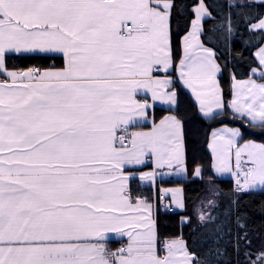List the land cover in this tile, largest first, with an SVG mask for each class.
Instances as JSON below:
<instances>
[{
	"label": "snow or ice",
	"instance_id": "1",
	"mask_svg": "<svg viewBox=\"0 0 264 264\" xmlns=\"http://www.w3.org/2000/svg\"><path fill=\"white\" fill-rule=\"evenodd\" d=\"M172 7L171 0H0L7 77L0 80V264H192L182 239L161 240L152 203L130 184L132 167L149 160L154 170L141 172V181L187 172L177 116L136 130L150 107L137 99L141 92L176 104L172 77L156 75L174 64ZM195 11L179 77L214 119L225 108L221 69L200 40L211 13L203 4ZM252 27L264 29V19ZM6 53L62 54L64 66L8 70ZM259 56L264 64V48ZM233 88V113L264 128V83ZM240 139L239 128L212 133L213 168L236 176L237 191L264 188V143ZM193 176L203 179L199 166ZM162 191L184 208L182 188ZM113 233L127 237L114 252L107 247ZM258 259L264 264V253Z\"/></svg>",
	"mask_w": 264,
	"mask_h": 264
},
{
	"label": "trees",
	"instance_id": "2",
	"mask_svg": "<svg viewBox=\"0 0 264 264\" xmlns=\"http://www.w3.org/2000/svg\"><path fill=\"white\" fill-rule=\"evenodd\" d=\"M204 2L211 16L203 23L202 41L213 49L221 66V85L226 109L214 119L200 113L191 96L175 83L179 95L177 116L183 122L187 152L186 180H168L165 186L183 189V211L159 213L158 227L161 240L178 238L185 241L193 264H262L258 256L264 253V191H237L231 179H218L212 171V156L208 149L210 133L222 125L239 127L243 140L264 143V128L251 125L234 115L228 106L232 97L233 82L247 80L259 64L255 52L264 44V29H254L264 19V1L253 0H176L172 12V47L174 65L182 56L181 40L189 31L194 19V8ZM242 3L245 7H229ZM232 32H227L228 24ZM9 68L28 69L60 67L62 58L43 56H8ZM156 109V119L168 113ZM199 166L203 179L193 176ZM208 177L212 178L211 185ZM213 186L217 200L207 207L203 220L194 210L196 202ZM131 187L139 195L150 197L152 188H142L137 181ZM184 219L188 221L185 222Z\"/></svg>",
	"mask_w": 264,
	"mask_h": 264
},
{
	"label": "crops",
	"instance_id": "3",
	"mask_svg": "<svg viewBox=\"0 0 264 264\" xmlns=\"http://www.w3.org/2000/svg\"><path fill=\"white\" fill-rule=\"evenodd\" d=\"M175 1L176 0H171L172 4H173V7H174V4H175ZM253 1H256V2H261V1H264V0H253ZM203 4V7L207 8L206 5L204 4L203 1H201L197 6H195V8L193 9L194 10V19L192 20L191 22V26L189 28V31L184 35L186 36L189 32L192 31V27H193V21L196 20V16H197V13H196V9L200 8L201 5ZM173 7H172V12H173ZM208 10V9H207ZM209 12V11H208ZM209 17H204L202 20H201V27H202V31L200 33V40L201 42L203 43L202 41V36H203V32H204V21L206 19H208ZM254 29H260V28H254ZM171 31H172V14H171ZM183 36V38H184ZM183 38L181 40V47H182V53H183ZM204 44V43H203ZM205 46V45H204ZM206 48H209L207 46H205ZM264 48V44L256 50L255 52V57H256V60L259 64L258 67H255L252 69L251 71V76L247 79V80H255L257 83H264V64H261L260 62V56H259V53H260V50ZM213 50V49H212ZM214 51V50H213ZM215 52V51H214ZM216 54V52H215ZM8 56H43V57H59V58H62L63 60V55L62 54H41V53H6L5 54V66L8 70H18V69H13V68H9L7 66V63H6V58ZM182 58V56H181ZM174 59V58H173ZM215 59H216V62L219 64L218 60H217V54L215 56ZM178 65H179V62L177 63V65L175 66L173 64L172 68L169 69L168 73H164V72H159V73H156V75L160 76L161 78H163L164 76L166 75H170L172 77V80H173V83H172V86L171 88L169 89V91H175L176 92V104L175 105H171L169 103H166L162 100H156V101H153L152 98H151V93L150 92H141L140 94H138L137 96V99L141 100V101H144V100H147L150 107L147 109V116L146 118L142 121L141 123V127L139 129H136V130H143V131H150L152 126H153V123H156L158 124L160 122L161 119H163L164 117L166 116H170V115H175L177 116V109L179 107V95H178V89L176 88L175 86V83L176 82H179L180 85L182 86V88L191 96L192 100L194 101V103L196 104L198 110H199V113L203 116V114L200 112V107H199V102L195 99V96L194 94L192 93L191 89L187 88V86H185L183 84V82L181 81L180 77H179V71H178ZM220 65V64H219ZM64 66V60H63V65L60 66V67H63ZM34 67H40V66H34ZM60 67H56V68H60ZM41 69H47V68H43V67H40ZM220 69H221V66H220ZM23 70H26V69H23ZM221 74H222V69L221 71L217 74V80L219 81V84H220V87L221 89L223 90L222 88V85H221V81H220V78H221ZM7 77L2 73L0 72V80H3V79H6ZM247 80H244V81H247ZM237 80H235L233 82V84L236 82ZM234 93H235V89L233 88V92H232V97L230 99V101L228 102V105L229 103L234 99ZM223 99H224V94H223ZM225 102V100H224ZM226 102H225V108L223 110H221V114H224L225 112V109H226ZM156 109H166V110H169L168 113H166L165 115H163L160 119H156V115H155V112H156ZM230 111L233 113L232 109L229 107ZM219 114V115H221ZM234 114V113H233ZM237 116V114H234ZM218 116V115H215V117ZM178 117V116H177ZM204 118L206 119H211V118H207L205 116H203ZM179 118V117H178ZM180 119V118H179ZM181 120V119H180ZM245 120H247V118H245ZM248 121V120H247ZM224 127H227V128H239V127H232V126H229V125H222L220 127H217V128H214L211 133H210V139H209V143H211L212 141V133L218 129H221V128H224ZM241 130V128H239ZM183 131H184V127H183ZM241 133H242V139L239 140V143H244L245 141H249V140H243V132L241 130ZM253 141V140H251ZM255 143H261V142H258V141H253ZM209 145V144H208ZM208 149L211 153V156H212V171L214 173V175L218 178V179H231L234 181L235 179V176L232 174V176L230 177H221L219 176V174H217L213 168V164L216 162V159H215V156L212 152V150L209 148L208 146ZM184 156H185V164L187 162V152H186V147H185V140H184ZM233 156H234V153H233ZM246 158V157H245ZM244 158V160H245ZM232 163H233V169L234 171L233 172H236V168H235V157H232ZM187 167V166H186ZM242 168H247V167H251L250 164H246L242 161V165H241ZM154 170V165L152 163L151 160H149L146 164L144 165H138V166H134L132 167V171L135 172V176L132 178V180L130 181V184L132 185V182L133 181H137L138 182V185L142 188H152L153 190V194L150 196V197H147L149 202L152 203L153 205V211H154V215L157 219V223H158V218H159V213L160 212H164V213H167L165 212V210L162 208L161 206V203L162 202H167V203H172V204H175L173 198H172V194L170 192H163L162 190L163 189H176L177 187H170V186H165L162 184V182L164 181H168V180H186L188 179V172L186 173H182L180 175H175V174H172V175H168V176H164L163 178H161L159 175L157 176L156 178V181L155 183H151V182H148V181H141L139 179V174L141 172H149V171H153ZM157 172H172V173H175L176 169L175 167L173 169H167V168H164V169H156ZM196 178V177H195ZM236 186V184H235ZM236 188V187H235ZM248 191H264V188H260L259 186H257L255 189H252V190H248ZM247 192V191H246ZM139 195V194H137ZM142 197H146L144 195H140ZM172 204H169V205H172ZM158 230H159V227H158ZM178 239V238H177ZM184 241V240H183ZM185 242V241H184ZM127 243V237H121L117 234H109V239L107 241V247L111 250V251H116L118 248H120L121 246L125 245ZM185 246L187 248V245L185 243ZM188 250V248H187ZM189 252V250H188ZM190 253V252H189ZM163 251H161V255H163ZM192 256V255H191ZM193 256H192V264H193Z\"/></svg>",
	"mask_w": 264,
	"mask_h": 264
},
{
	"label": "rangeland",
	"instance_id": "4",
	"mask_svg": "<svg viewBox=\"0 0 264 264\" xmlns=\"http://www.w3.org/2000/svg\"><path fill=\"white\" fill-rule=\"evenodd\" d=\"M233 157H235V155H234ZM245 160H246V158H245ZM232 170L234 171V169H233V163H232ZM219 176H221V177H223V178H225V177H230V176H232V173H223V174H219ZM210 187L213 189V191H210V190H209V192H206V193H205V194H204V195H203V196H202V197L196 202L195 207H194V210H195L197 213H199L198 216H201V214H203L205 218H206V216H208V215L205 214V210H206V208H207V207H211V205H212V204H209L208 201H209V200H213L214 203H215L216 200H217V192H215L213 186H210ZM210 187H209V189H210ZM235 187H237V186H235ZM214 203H213V204H214ZM164 204H172V203H171V202H170V203L162 202V203H161V206H163ZM174 205H175V207H176L177 210L183 211L184 208L181 209V208H178V207L176 206V204H174ZM184 220H185V222L188 221L187 219H184Z\"/></svg>",
	"mask_w": 264,
	"mask_h": 264
},
{
	"label": "built area",
	"instance_id": "5",
	"mask_svg": "<svg viewBox=\"0 0 264 264\" xmlns=\"http://www.w3.org/2000/svg\"><path fill=\"white\" fill-rule=\"evenodd\" d=\"M38 68H40V67H38ZM236 176H235V179H234V181H236ZM235 184H236V182H235ZM162 208L165 210V212H167V213H175V212H177L178 210L176 209V207H175V205L174 204H172V205H168V204H164L163 206H162ZM122 247V246H121Z\"/></svg>",
	"mask_w": 264,
	"mask_h": 264
},
{
	"label": "water",
	"instance_id": "6",
	"mask_svg": "<svg viewBox=\"0 0 264 264\" xmlns=\"http://www.w3.org/2000/svg\"><path fill=\"white\" fill-rule=\"evenodd\" d=\"M193 259H194V257H193Z\"/></svg>",
	"mask_w": 264,
	"mask_h": 264
}]
</instances>
